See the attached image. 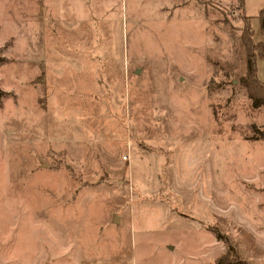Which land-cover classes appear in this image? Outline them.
<instances>
[{
  "label": "rangeland",
  "instance_id": "1",
  "mask_svg": "<svg viewBox=\"0 0 264 264\" xmlns=\"http://www.w3.org/2000/svg\"><path fill=\"white\" fill-rule=\"evenodd\" d=\"M100 1L0 0V264H264L239 0Z\"/></svg>",
  "mask_w": 264,
  "mask_h": 264
},
{
  "label": "trees",
  "instance_id": "2",
  "mask_svg": "<svg viewBox=\"0 0 264 264\" xmlns=\"http://www.w3.org/2000/svg\"><path fill=\"white\" fill-rule=\"evenodd\" d=\"M245 28L242 32V41L245 43L248 50L247 74L243 77V84L247 87L255 107L264 104V81L259 76L257 67L258 55H264V41H254V29L249 17L243 16ZM264 23V22H263ZM264 26V25H263ZM264 136V130L261 131ZM232 253L227 251L219 259L217 264H252L245 258L240 260H231Z\"/></svg>",
  "mask_w": 264,
  "mask_h": 264
},
{
  "label": "crops",
  "instance_id": "3",
  "mask_svg": "<svg viewBox=\"0 0 264 264\" xmlns=\"http://www.w3.org/2000/svg\"><path fill=\"white\" fill-rule=\"evenodd\" d=\"M64 1H66V5H67V7L69 8V10H75L76 12H78V13H80V10L82 9V5H85L86 4V7L88 6V2L90 3V4H93L92 5V9H93V11L92 12H97V11H99V13H100V11H101V9H102V2L100 1V0H64ZM240 3H242V0H239L238 1V6H239V8H240V10H242V12H244L243 14H244V16H246V17H249L250 19H251V15H249L248 13H247V11H246V8H245V6L243 5L244 4V2L241 4V6H240ZM89 4V5H90ZM231 4H235V3H231ZM122 5H124V3H122ZM104 18L103 17H101L100 15L98 16V17H96L95 18V21H96V23H97V28L99 27V29H102L103 28V23H104ZM74 22H83L85 25H87L88 24V19H86V18H81V19H76ZM99 24V25H98ZM102 24V25H101ZM71 30V23H67L66 24V26L62 29V31L63 32H68V31H70ZM259 41H264V40H259ZM130 160H131V157H130Z\"/></svg>",
  "mask_w": 264,
  "mask_h": 264
},
{
  "label": "built area",
  "instance_id": "4",
  "mask_svg": "<svg viewBox=\"0 0 264 264\" xmlns=\"http://www.w3.org/2000/svg\"><path fill=\"white\" fill-rule=\"evenodd\" d=\"M125 158H128V156H127V155H125Z\"/></svg>",
  "mask_w": 264,
  "mask_h": 264
},
{
  "label": "water",
  "instance_id": "5",
  "mask_svg": "<svg viewBox=\"0 0 264 264\" xmlns=\"http://www.w3.org/2000/svg\"><path fill=\"white\" fill-rule=\"evenodd\" d=\"M119 215L116 216V218L118 219Z\"/></svg>",
  "mask_w": 264,
  "mask_h": 264
}]
</instances>
